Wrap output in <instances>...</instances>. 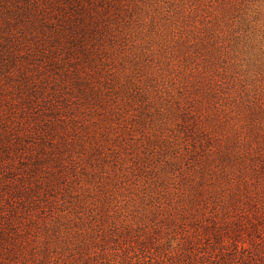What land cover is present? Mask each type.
<instances>
[{"label": "rangeland", "instance_id": "374dc122", "mask_svg": "<svg viewBox=\"0 0 264 264\" xmlns=\"http://www.w3.org/2000/svg\"><path fill=\"white\" fill-rule=\"evenodd\" d=\"M120 1L115 42L88 39L82 49L63 38L50 43L33 19L9 16L4 25L0 16V264H90L103 247L109 263L158 264L156 251L170 255L180 234L166 215L191 221L187 195L199 167L201 187L216 191L203 192L216 197L208 208L219 219L236 218L231 209L251 200L264 210V181L253 183L243 156L248 141L264 145V68L247 83L226 63L227 36L245 0ZM209 73L231 102L260 99L253 125L225 99L201 98L196 87ZM184 105L187 123L210 136L192 156L183 149L193 137L178 126ZM171 146L180 182L177 171L161 168ZM131 158L144 168L131 171ZM89 210L136 234L126 237L129 259L107 247L123 243V233L88 248L89 229L76 216Z\"/></svg>", "mask_w": 264, "mask_h": 264}, {"label": "trees", "instance_id": "16d2710c", "mask_svg": "<svg viewBox=\"0 0 264 264\" xmlns=\"http://www.w3.org/2000/svg\"><path fill=\"white\" fill-rule=\"evenodd\" d=\"M111 9H114V12H111ZM121 9L122 3L120 0L118 2L117 0H0V16L3 15L4 25L10 22L9 16H12L15 20L22 19V22L26 19H33L37 21L39 27H41L40 29L45 28L48 31L50 43L53 41L59 42L63 38L66 44H70L72 47L80 44V49L84 47V41L98 39V37L105 39L107 36L114 43L115 34L112 25L114 21L118 20ZM142 75L144 73L139 74V77ZM148 78L145 76L144 80L147 81ZM205 78L207 81L201 82L196 87L197 90H200L199 93L202 99H205L207 102L217 100L218 98L225 99L222 102L228 105L229 110H233L234 113L239 115L244 114L243 118L253 125L252 121L262 110V107L259 105L262 102L257 96L239 97L238 100L234 98V101L231 102L230 99L223 97L227 87H223L218 81H213L211 73ZM140 80L142 79L140 78ZM188 103L190 105L193 102L189 100ZM184 107V110L178 113L181 117V123L178 126L180 131L185 128L187 133L193 137L194 142H192L190 147L186 146L183 149L185 156H192L199 152L198 149L204 148L201 140L206 139L208 141L210 136L207 131L200 130L194 127V125L187 123L190 111L186 109V105ZM191 110L194 111V109ZM197 136H200L201 139H197ZM176 149V146L170 147L168 150L170 152L169 158L164 161L161 168L169 169L173 172L177 171L174 176L179 177L180 182L182 181L180 177L181 168L173 153ZM243 156L249 161L248 170L253 183L262 186L264 181V145L259 143L252 145V142L248 141V144L245 145ZM221 157L218 155L219 159ZM224 161L220 160L221 166L224 164ZM140 166L144 168L141 158H131V167H133L131 171L136 170L135 167ZM241 168L239 166L238 170H241ZM197 173L199 179L196 182L197 184L191 188L194 192L187 195V215L191 221L187 223L183 218L185 215L183 213H179L176 219L169 218L171 216L166 215L167 218L165 219L170 220L171 227L177 225L180 228V234L173 252L168 251L170 255L165 254L164 249L163 251H156L159 254L162 253L157 263L251 264L253 262L252 264H264V210H261L257 206L256 201L251 200L247 201L245 206L233 207L231 209L238 210L236 218L230 220L225 218L219 219L208 208L211 204L217 205L216 197H211V195L204 194L203 192L206 190L210 193H216V191L215 189L207 190V188L201 187L205 179L203 167H199ZM137 175L138 173H136ZM154 175L158 177V173L154 172ZM240 181L245 182V179L241 177ZM182 199L184 200V198ZM233 199L234 196L231 197V200ZM251 199L254 200V196L251 195ZM262 207L264 208V205ZM166 208L158 207L159 210ZM181 209H184V207L181 206L179 209L180 212ZM92 211L89 210L84 219L81 216H76L89 229L87 233V237L89 238L87 240L90 241L91 246H88V248L93 249L100 242L105 243L108 238L120 236L123 233L121 239L123 243H120V245L119 242L113 243V245L107 244V247L114 249L115 253L118 251V248L122 249L121 253L125 255L124 261L127 258L129 259V248L125 243L127 240L126 237L129 238L131 236L132 238L136 234L131 232V228L125 231L127 226L121 228L123 231H116L118 229L117 224L111 220L110 216L101 215L97 218ZM76 212L78 213L79 211ZM104 224H109L108 230L105 229ZM189 229L193 230V232H189ZM78 233L80 234V232ZM129 241L131 244L133 242V245L136 243L137 245L135 246H138L139 249L142 248L141 244L137 243V240ZM151 245L154 248L153 241ZM168 247L169 244L166 248ZM105 248L97 249L98 251L96 252V249H94L95 254L93 256L98 259L96 260L95 258L90 264H106V261L108 264L118 263L116 258H113L112 263H109L110 259L100 256L101 251L106 252L108 250V248ZM86 250L84 251L85 253L87 252ZM122 254L120 256L123 259ZM81 255L82 253L78 252V259L80 260L78 262H87L81 260ZM119 262L123 264L120 259ZM37 264L45 263L39 261Z\"/></svg>", "mask_w": 264, "mask_h": 264}, {"label": "clouds", "instance_id": "9594fccd", "mask_svg": "<svg viewBox=\"0 0 264 264\" xmlns=\"http://www.w3.org/2000/svg\"><path fill=\"white\" fill-rule=\"evenodd\" d=\"M226 63L240 80L250 83L264 68V0H245L227 36Z\"/></svg>", "mask_w": 264, "mask_h": 264}]
</instances>
